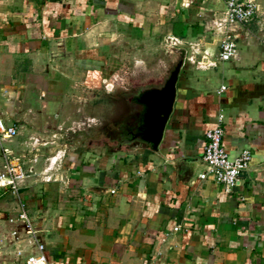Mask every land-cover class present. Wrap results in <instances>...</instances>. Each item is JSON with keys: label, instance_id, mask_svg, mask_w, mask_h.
<instances>
[{"label": "crops", "instance_id": "crops-1", "mask_svg": "<svg viewBox=\"0 0 264 264\" xmlns=\"http://www.w3.org/2000/svg\"><path fill=\"white\" fill-rule=\"evenodd\" d=\"M225 1L0 0V116L18 128L0 170L9 159L26 172L18 197L0 187V264H25L37 242L48 264H264V17L236 26L234 55L221 60L212 25ZM114 41L149 79L185 51L157 152L46 134L44 114L76 121L68 113L82 105L63 99L76 75L90 87L93 74L119 73ZM220 114L228 155L251 153L231 192L202 158ZM19 200L34 236L8 221Z\"/></svg>", "mask_w": 264, "mask_h": 264}, {"label": "rangeland", "instance_id": "rangeland-1", "mask_svg": "<svg viewBox=\"0 0 264 264\" xmlns=\"http://www.w3.org/2000/svg\"><path fill=\"white\" fill-rule=\"evenodd\" d=\"M259 11H261V16L264 17V6L262 9L260 6ZM114 45L116 46L114 53L117 55L114 57V67L119 73L114 76H111L109 72L93 74L89 81L90 87L86 85L87 83L85 84L87 76L82 74L76 75L77 81H80L79 87H75L73 90L67 92V95H64L63 98L69 102H72L71 99H73L75 100V105H82L80 108H71L72 112L68 113L74 115L73 117L76 121L72 123L70 122L71 119H67L57 123L52 113L51 117L49 114H44L45 117L42 119L43 124L49 127V131L46 134L58 131L61 134H67V140H72L78 144H92L94 142L97 149L103 150L121 148L126 144L121 141L123 134H117L116 131L118 123L125 120L135 108L132 103L133 95L144 85L160 84L175 63L170 65L168 71L164 73V77L162 75L159 78L149 79L148 76L132 73V70L137 68L135 61L138 60L132 58V56L127 59L125 57L122 58L118 41H114ZM137 49V47H134L131 51L137 54ZM105 78L108 80H105ZM31 95H33L31 105L33 109L38 110L40 108V99L37 96V92H32ZM83 104L86 105L83 107ZM76 109L79 110L73 112ZM112 130H114V134H110Z\"/></svg>", "mask_w": 264, "mask_h": 264}, {"label": "built area", "instance_id": "built-area-1", "mask_svg": "<svg viewBox=\"0 0 264 264\" xmlns=\"http://www.w3.org/2000/svg\"><path fill=\"white\" fill-rule=\"evenodd\" d=\"M259 10L257 0H226L225 7L221 13L213 20L212 30L221 34L219 44V58L229 60L236 50V40L238 33L236 26L248 23L256 17ZM175 44L174 39H170ZM223 115L218 116L216 124L208 129L205 134V144L202 158L206 164L205 175L216 184H221L226 192H231L238 185L239 176L244 171L251 158L249 149H242L234 157H230L222 145ZM18 134L15 125L7 124L0 116V146L4 140H10ZM5 150V149H4ZM26 172L19 162L12 163L6 159L0 170V187L8 189L11 194L18 197L19 182ZM19 212L16 217H9L10 223H21L26 231L34 236V229L28 218L22 200H19ZM16 234V231H13ZM44 246L40 242L36 243V251L28 255L25 264H48L44 254Z\"/></svg>", "mask_w": 264, "mask_h": 264}, {"label": "water", "instance_id": "water-1", "mask_svg": "<svg viewBox=\"0 0 264 264\" xmlns=\"http://www.w3.org/2000/svg\"><path fill=\"white\" fill-rule=\"evenodd\" d=\"M179 54L180 58L160 84L144 85L133 95L132 103L136 110L137 123L132 131L123 134V142L126 144H144L151 151H158L166 121L172 110L176 81L185 51L182 49Z\"/></svg>", "mask_w": 264, "mask_h": 264}, {"label": "flooded vegetation", "instance_id": "flooded-vegetation-1", "mask_svg": "<svg viewBox=\"0 0 264 264\" xmlns=\"http://www.w3.org/2000/svg\"><path fill=\"white\" fill-rule=\"evenodd\" d=\"M135 115H136V110L134 108L132 113H130L129 116L125 120H122V121L120 120L121 122H119L118 125H117L116 133L117 134H126L128 132V131H125V128H126V125H127L126 121H128V119H130V117L135 116ZM110 134H114V130L110 131ZM122 139H123V137H122ZM122 139H121V141H123Z\"/></svg>", "mask_w": 264, "mask_h": 264}, {"label": "trees", "instance_id": "trees-1", "mask_svg": "<svg viewBox=\"0 0 264 264\" xmlns=\"http://www.w3.org/2000/svg\"><path fill=\"white\" fill-rule=\"evenodd\" d=\"M125 131H132L135 127H136V123H137V115L130 117V119H128Z\"/></svg>", "mask_w": 264, "mask_h": 264}]
</instances>
